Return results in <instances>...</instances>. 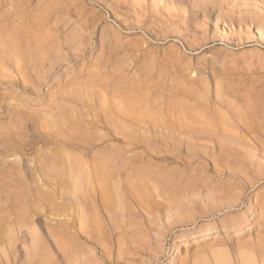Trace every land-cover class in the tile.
<instances>
[{
    "label": "rangeland",
    "instance_id": "obj_1",
    "mask_svg": "<svg viewBox=\"0 0 264 264\" xmlns=\"http://www.w3.org/2000/svg\"><path fill=\"white\" fill-rule=\"evenodd\" d=\"M0 40V264H264V0H0Z\"/></svg>",
    "mask_w": 264,
    "mask_h": 264
},
{
    "label": "bare ground",
    "instance_id": "obj_2",
    "mask_svg": "<svg viewBox=\"0 0 264 264\" xmlns=\"http://www.w3.org/2000/svg\"><path fill=\"white\" fill-rule=\"evenodd\" d=\"M20 5H21V4H20ZM33 18H34V17H33ZM33 25H34V24H33ZM33 25H32V26H33ZM40 26H41V25H40ZM33 29H34V28H33ZM36 31H37V30H36ZM17 35H18V34H17ZM37 35H38V34H37ZM34 36H35V35H34ZM14 38H15V37H14ZM14 38H13V39H14ZM11 39H12V38H11ZM15 40H16V39H15ZM0 41H1V40H0ZM21 42H22V41H21ZM0 43H2V42H0ZM49 44H50V43H49ZM2 46H3V45H2ZM2 46H1V47H2ZM49 47H50V46H49ZM44 48H45V47H44ZM47 48H48V47H47ZM5 50H6V48H5ZM8 51H9V50H8ZM10 51H11V50H10ZM38 51H39V50H38ZM6 54H7V53H6ZM36 54H37V53H36ZM37 55H38V54H37ZM5 58H6V57H5ZM15 58H16V57H15ZM41 58H42V55H41ZM16 59H17V58H16ZM9 63H10V62H9ZM241 121H242V120H241ZM51 127H52V126H51ZM243 127H244V128H240V129H242L243 133H246L248 129H247V128L245 129V126H243ZM222 128H223V127H222ZM222 128H221V129H222ZM235 128H236V127H235ZM238 128H239V127H238ZM227 129H228V128H227ZM227 129H226V130H223V131H225V132L227 131V133L229 134V136H234L235 133H233V132H234L235 130H234L233 132H229V131L232 130V129H229V130H227ZM236 129H237V128H236ZM203 131H205V133L210 134V135H213V134H217V133H218L217 129L203 130ZM223 131H221V133H222ZM225 132H223V133L225 134ZM240 132H241V130H240ZM248 132H249V130H248ZM250 133H251V132H250ZM224 134H223V135H224ZM236 134H237V133H236ZM226 135H227V134H226ZM216 136H217V135H216ZM220 136H221V135H220ZM220 136H219V137H220ZM250 136H251V135H250ZM208 137H209V136H208ZM219 137H218V138H219ZM241 138H242V137H241ZM214 139H215V138H214ZM227 139H228V138H227ZM222 140H223V139H222ZM228 142H229V141H228ZM221 147H222V146H221ZM225 149H227V148H225ZM224 152H225V150H224ZM262 153H263V152H262ZM239 156H240V155H239ZM240 157H242V154H241ZM238 158H239V157H238ZM242 159H243V158H242ZM243 160H244V159H243ZM239 163H240V162H239ZM246 163H247V162H246ZM242 167H243V166H242ZM102 172H103V171H102ZM95 173H96V171H95ZM99 173H100V172H99ZM103 174H104V173H103ZM94 175H95V174H94ZM104 175H105V174H104ZM97 177H98V176H97ZM101 177H102V176H101ZM140 179H141V178H140ZM96 180H97V179H96ZM100 180H102V179H100ZM100 180H99V181H100ZM137 180H138V179H137ZM141 180H142V179H141ZM152 180H153V179H152ZM99 181H98L97 183H99ZM102 181H103V180H102ZM138 181H139V180H138ZM101 183H102V182H101ZM103 185H104V184H103ZM97 186H98V185H97ZM135 186H136V185H135ZM135 186H134V187H135ZM103 187H104V186H103ZM136 187H137V186H136ZM18 189H19V188H18ZM103 189H104V188H103ZM134 192H135V191H134ZM137 192H138V191H137ZM136 194H137V193H136ZM138 194H139V193H138ZM105 196H106V195H105ZM103 197H104V195H103ZM12 199H13V198H12ZM103 199H104V198H103ZM106 200H108V199H106ZM112 200H113V199H112ZM16 206H17V205H16ZM244 253H245V252H244ZM240 255H243V254H240ZM248 256H249V255H248ZM240 257H241V256H240ZM260 257H261V255H260ZM243 260H245V259H243ZM243 260H242V261H243ZM250 260H251V259H250ZM252 260H254V259H253V256H252ZM245 261H246V260H245ZM246 262H247V261H246ZM252 262H253V261H252ZM242 264H243V263H242ZM247 264H248V263H247Z\"/></svg>",
    "mask_w": 264,
    "mask_h": 264
}]
</instances>
